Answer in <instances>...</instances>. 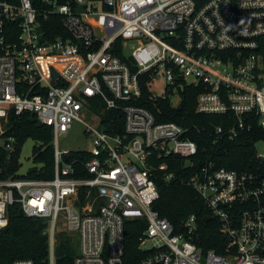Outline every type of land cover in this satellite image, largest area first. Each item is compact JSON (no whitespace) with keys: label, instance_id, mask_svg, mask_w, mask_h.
<instances>
[{"label":"built area","instance_id":"1","mask_svg":"<svg viewBox=\"0 0 264 264\" xmlns=\"http://www.w3.org/2000/svg\"><path fill=\"white\" fill-rule=\"evenodd\" d=\"M142 81L173 107L188 86L197 113L230 114L217 138L264 130V0H0V147L17 151L25 113L51 128L53 147L51 178L0 179V231L17 205L45 223L46 264L61 215L78 240L73 264H264V140L248 170L200 161L189 127L138 103ZM75 121L89 148L61 150ZM172 156L219 223L225 254L195 243V213L177 231L153 209L156 179L178 181ZM129 228L138 234L127 249Z\"/></svg>","mask_w":264,"mask_h":264},{"label":"trees","instance_id":"2","mask_svg":"<svg viewBox=\"0 0 264 264\" xmlns=\"http://www.w3.org/2000/svg\"><path fill=\"white\" fill-rule=\"evenodd\" d=\"M142 95L138 100L141 106L149 109L158 121H174L189 127L187 135L198 146V160L213 159L219 166L229 169L248 170L254 167V143L264 140V130L254 127L233 140L217 138L215 127L226 124L230 114H204L195 111V90L185 86L182 91L180 109L173 107L169 99H155L150 96L145 81L141 84ZM114 110H107L105 118ZM117 114V113H116ZM105 123V122H104ZM196 125V127H191ZM19 147L16 152L8 153L0 147V179L35 178L48 179L53 175V147L51 145L52 130L39 122L32 113H25L19 118L16 128ZM38 142L33 148V160L38 165L31 168L24 176L18 175L20 168L21 147L26 139ZM74 155V154H73ZM76 155V154H75ZM80 157H83L80 156ZM162 161V160H160ZM169 170L174 172L178 181L169 183L163 177L156 179L159 197L153 205L160 216L167 218L175 230L182 228L184 219L195 213L198 221V232L195 243L203 250L213 249L218 254H225V239L220 232V225L215 220L206 221V211L197 192L180 183L190 173L189 168L183 170V159L172 156L167 160ZM45 223L36 218L21 216L18 206L9 208L8 225L0 231V264H11L15 259L30 258L37 264H46L48 257V237L43 233ZM137 231H127V249L136 245ZM77 248L72 246L66 233L58 232L55 242V264H73Z\"/></svg>","mask_w":264,"mask_h":264},{"label":"rangeland","instance_id":"3","mask_svg":"<svg viewBox=\"0 0 264 264\" xmlns=\"http://www.w3.org/2000/svg\"><path fill=\"white\" fill-rule=\"evenodd\" d=\"M162 89H163L162 81L155 83L154 85L155 91L159 92ZM83 129H84V124L78 121L73 122L72 127L68 130V132L59 136L58 147L61 150H71V151L89 148V142L83 136ZM35 145H38V142L33 140L32 138L26 139L25 142L23 143L20 152L19 163L21 166L18 170L17 173L18 175L24 176L28 173V171L31 168L38 166L33 160V148ZM255 147L259 154L264 155V145L262 142L256 143ZM57 231L66 233V235H68L71 239L72 246L74 248L78 247L77 238L73 233L69 232L65 227V221L63 215H61L58 219Z\"/></svg>","mask_w":264,"mask_h":264},{"label":"water","instance_id":"4","mask_svg":"<svg viewBox=\"0 0 264 264\" xmlns=\"http://www.w3.org/2000/svg\"><path fill=\"white\" fill-rule=\"evenodd\" d=\"M52 75H53V77H56V76H57V74L54 73V72H53ZM177 109H180V104L177 106ZM64 159L67 160V156H64ZM174 181H175V180H172L171 183H174ZM19 214H20L21 216H23V212H22V210H19ZM210 219H211V217H206V221H209Z\"/></svg>","mask_w":264,"mask_h":264}]
</instances>
